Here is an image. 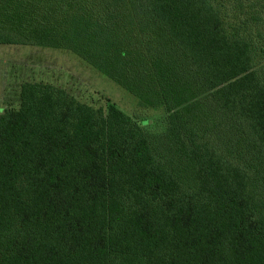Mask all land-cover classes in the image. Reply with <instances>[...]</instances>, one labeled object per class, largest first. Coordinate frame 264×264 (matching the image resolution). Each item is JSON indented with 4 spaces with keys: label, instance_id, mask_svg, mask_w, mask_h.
I'll return each mask as SVG.
<instances>
[{
    "label": "trees",
    "instance_id": "trees-1",
    "mask_svg": "<svg viewBox=\"0 0 264 264\" xmlns=\"http://www.w3.org/2000/svg\"><path fill=\"white\" fill-rule=\"evenodd\" d=\"M0 44L73 59L128 107L21 82L0 264H264V0H0Z\"/></svg>",
    "mask_w": 264,
    "mask_h": 264
},
{
    "label": "rangeland",
    "instance_id": "rangeland-1",
    "mask_svg": "<svg viewBox=\"0 0 264 264\" xmlns=\"http://www.w3.org/2000/svg\"><path fill=\"white\" fill-rule=\"evenodd\" d=\"M23 81L49 82L88 103L106 106L111 102L128 110L112 83L95 78L73 59L38 47L0 44V113L7 103L17 104Z\"/></svg>",
    "mask_w": 264,
    "mask_h": 264
}]
</instances>
